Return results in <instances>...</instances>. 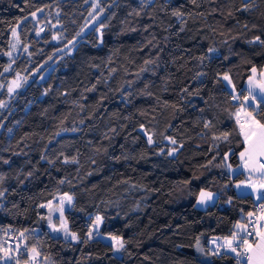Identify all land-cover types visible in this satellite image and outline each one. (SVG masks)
Instances as JSON below:
<instances>
[{"label": "trees", "instance_id": "trees-1", "mask_svg": "<svg viewBox=\"0 0 264 264\" xmlns=\"http://www.w3.org/2000/svg\"><path fill=\"white\" fill-rule=\"evenodd\" d=\"M55 1L0 0V80L11 29ZM85 1L61 4L76 24L63 45L30 43L10 67L27 77L0 114V235L11 229L18 241L6 247L26 249L13 261L29 264L35 248L36 264H233L209 241L254 209L228 166L244 147L234 116L245 81L264 66V45L249 43L264 40V0H99L98 26L63 52ZM203 189L217 198L199 209ZM58 194L72 197L64 216L79 240L46 226L43 205ZM97 216L101 234L124 242L120 254L88 238Z\"/></svg>", "mask_w": 264, "mask_h": 264}, {"label": "rangeland", "instance_id": "rangeland-1", "mask_svg": "<svg viewBox=\"0 0 264 264\" xmlns=\"http://www.w3.org/2000/svg\"><path fill=\"white\" fill-rule=\"evenodd\" d=\"M68 1H73V0H58L53 2L49 7L39 9L36 12H34L35 16H33L32 13L31 15L20 21L16 26H14L16 30L15 35L13 34L12 31L14 28L11 29L10 44L8 50L5 53V57L8 61L9 68L6 71L7 74L2 78V80H0V114L8 109L11 100L13 99L15 94L21 89L23 83L27 79L26 75L20 72L18 73L16 71H13L12 74H10L11 72L10 67L13 66L18 59L29 54V50L31 46L30 43L36 42L43 45L52 44L54 46L60 47L66 42L67 34L69 30L76 26L72 16H70L69 18L68 16L63 15L60 8L62 3ZM84 5L86 11L85 13H83V15L81 14V17H83L84 20L83 24L85 25L91 18L97 16L98 12L100 11V5H99V0H86ZM23 23L27 36L25 43H22L19 38V31ZM100 29L101 28L98 27L96 29V32L98 33ZM55 64L56 61L52 63L43 72V74L40 76L38 81L43 80ZM32 76L29 78H32ZM223 82L225 83L227 89H229L232 92L234 91L232 82L229 84V82L225 81L224 79ZM9 88L12 89L11 92L9 91ZM234 117L236 118V112ZM228 169L232 173L231 176H234L236 173L241 172L240 166H236V167L228 166ZM252 184H253L252 177H250L249 175L248 176L245 175V177H243L242 179L234 181L231 187L233 188V190L235 189L239 194H245L248 193L250 185ZM250 189L253 191V196H257L256 195L257 189L262 190V188L257 185L251 187ZM201 191L199 192L196 198L195 206L199 209H204L209 205H212L216 201L217 194L211 190L203 189V191L206 193H212V198L210 200H207L205 203L200 204L197 203V201L200 199ZM68 196L69 195L67 194H58L52 200H50L49 202L43 205L45 212L46 226L53 235L60 236L62 238L69 239L72 241H76L72 239L71 232L67 227V223L64 216V211L67 208H69L71 205V202H69L67 199ZM95 218L92 220V226L90 228L91 238H99L104 242L110 243L113 247L114 254L116 255L120 254L121 249L120 250H116V249L119 248L118 241L122 239L117 236L101 234L98 231L101 225V221L97 226L95 224ZM62 222L64 227H62ZM240 226H241L240 223H237L235 225V231L233 232V234L237 232L236 228H240ZM65 228L69 233L67 237L65 236ZM233 234L231 236L224 238L222 237L211 238V240L209 241L210 248L214 249L218 246H221L223 248L228 249L229 248L228 241L232 240ZM5 237L3 235H0V264H27V263H21L19 261L16 262L13 261V259L17 260L16 256L19 251H26V249H23L22 246L19 245V243L15 244V246L12 248L6 247L7 244L5 243ZM112 237H117L118 241H113ZM33 249L35 251H33ZM6 253L7 256L10 257V259L5 258ZM27 253H28L29 261L40 259L39 255H37L38 252L35 248H31L27 250Z\"/></svg>", "mask_w": 264, "mask_h": 264}, {"label": "snow or ice", "instance_id": "snow-or-ice-1", "mask_svg": "<svg viewBox=\"0 0 264 264\" xmlns=\"http://www.w3.org/2000/svg\"><path fill=\"white\" fill-rule=\"evenodd\" d=\"M245 10H247V5L245 6ZM35 16V13L32 14ZM176 15H180V13H176ZM13 34L15 35V28L12 30ZM39 34V33H37ZM249 43H260L264 45V40H261L259 36L255 37L254 41H250ZM209 51H214V49H209ZM252 73L255 74L257 69L253 67L251 69ZM261 76H264V72L260 73ZM223 79L225 81H228L229 84L231 83L230 77L225 74L223 76ZM15 83V82H13ZM18 86V85H17ZM259 89V92L261 94H264V81H256L254 80L253 76L249 77V96L253 95V92L255 89ZM9 91L11 92L12 89L9 88ZM237 97H233V99H236ZM245 101L248 100V97H244ZM248 120L246 124H240V130L241 134L244 136L245 143L247 147L245 148L244 152L240 153V157L242 160H244L245 165L250 168V170L253 171H259L261 176H264V123H261L260 120H257L252 113H248ZM237 123H240L239 120ZM207 127V125H205ZM227 138V135H225V139ZM149 144L153 143L152 137L148 136ZM173 144L176 143L175 140L171 141ZM172 151H175L173 149ZM172 151L169 152V155L172 154ZM225 159H227V154H225ZM67 162V161H66ZM7 163V161H5ZM229 167H231L229 165ZM261 188H264V184L260 185ZM3 193L0 192V196H2ZM212 198V193H206L203 190L200 193V199L197 201V203L203 204L207 200H210ZM68 201L71 202L72 197H67ZM264 207V205H262ZM249 216H252L253 213H248ZM264 218V217H262ZM101 217L97 216L95 218V224L98 226ZM62 227H64L62 222ZM69 233L67 232L65 228V236L67 237ZM73 240H79V237L75 233H71ZM237 233L233 234L232 240L228 241V247L231 249L232 252H236L237 256L240 257L244 264H264V229L261 230H254L253 232H245L244 237L237 240ZM255 236V239L252 242H249L248 237ZM88 238H91V230L89 231ZM113 241H118L117 237H112ZM86 242V241H85ZM236 242L237 247L241 249L240 252H237V247H233V243ZM119 248L116 250H120L124 248V242L122 240L118 241ZM33 251H35L33 249ZM38 255V253H37ZM6 259H10V257L7 256V253L5 254ZM241 259L237 260V264H241Z\"/></svg>", "mask_w": 264, "mask_h": 264}, {"label": "crops", "instance_id": "crops-1", "mask_svg": "<svg viewBox=\"0 0 264 264\" xmlns=\"http://www.w3.org/2000/svg\"><path fill=\"white\" fill-rule=\"evenodd\" d=\"M261 72H264V66L261 69H257L255 74H253L252 71H251L249 77L253 76L254 80H256V81H264V76L260 75ZM249 77L246 79L245 85H244L245 90H246V96L245 97L249 96V91H248V88H249ZM249 97H250V99L247 100V101H245V99H242V103L239 104V107L237 108V111H236V118L235 119H236V124H237V127H238V130H239L240 134H241L240 124H246V122L248 120V115L247 114L248 113H252V115L257 120H260L256 114L258 113L259 108L261 106H264V94H261L259 92L258 88L255 89L254 92H253V95L249 96ZM238 120H239L240 123H237ZM260 122L264 123V118L262 120H260ZM241 137H242L243 142H244V147L239 152V155H238L239 164L237 166H240V168H241L240 171H241V173H243L244 177H245V175H247V176L249 175L250 177H252V183L253 184L250 185V188L253 187V186H256V185L260 187L261 184H264V176H261L259 171L250 170V168L245 165L244 160H242L241 157H240V153L244 152L245 148L247 147V145L245 143L244 136L242 134H241ZM228 172L230 174H232L229 169H228ZM250 188L248 190V193H245V194H250L251 197L253 198V200L255 202H257L258 200H260V195H261V192L264 191V188H262V190H258V189L256 190L257 191L256 192L257 196H253V191ZM234 191L237 194H239L235 189H234ZM236 229H237L236 230L237 234L239 236L244 231V225L242 224L240 226V228H236ZM261 229H264V222H263V225H262ZM233 244H235V242ZM218 247H221V246H218ZM221 248H223V247H221ZM223 249H225L226 251H231L230 248H228V249L227 248H223Z\"/></svg>", "mask_w": 264, "mask_h": 264}, {"label": "built area", "instance_id": "built-area-1", "mask_svg": "<svg viewBox=\"0 0 264 264\" xmlns=\"http://www.w3.org/2000/svg\"><path fill=\"white\" fill-rule=\"evenodd\" d=\"M250 99V97L248 96V100ZM232 102L239 104V100L238 98L233 99L232 98ZM264 162V161H262ZM262 205H264V191L261 192L260 195V200H258L257 202L254 203V209L250 212L253 213L252 216H249L248 214L245 216V221H244V231L242 232V234L239 236V238L237 240H239L240 238L244 237L245 232H253L254 230H261L263 222H264V207H262ZM249 242H252L255 239V236L252 237H248ZM18 241V237L17 234L12 231L11 229L8 230V234L5 237V243L7 244H13L14 242ZM233 247H237V244L235 242V244L232 245ZM215 253L217 255H221L224 252H227L226 250H224L221 247H216L214 249ZM241 249L239 247H237V252H240ZM230 253L233 255V264H237V260L241 259L240 257L237 256L236 252H232L230 251ZM36 260L30 262L29 264H36ZM241 264H244V261L241 259Z\"/></svg>", "mask_w": 264, "mask_h": 264}, {"label": "water", "instance_id": "water-1", "mask_svg": "<svg viewBox=\"0 0 264 264\" xmlns=\"http://www.w3.org/2000/svg\"><path fill=\"white\" fill-rule=\"evenodd\" d=\"M99 24V20L96 17L91 18L77 33L75 37H73L68 43H66L60 50L63 52L71 49L76 43L85 38L91 31H93Z\"/></svg>", "mask_w": 264, "mask_h": 264}]
</instances>
